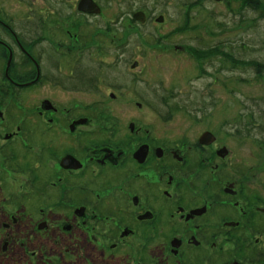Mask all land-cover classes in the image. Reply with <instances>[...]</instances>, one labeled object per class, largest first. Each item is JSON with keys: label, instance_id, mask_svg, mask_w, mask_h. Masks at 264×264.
Returning <instances> with one entry per match:
<instances>
[{"label": "rangeland", "instance_id": "obj_1", "mask_svg": "<svg viewBox=\"0 0 264 264\" xmlns=\"http://www.w3.org/2000/svg\"><path fill=\"white\" fill-rule=\"evenodd\" d=\"M96 1L102 13L85 17L75 13L74 3L62 0H0V20L14 29L19 40L39 43L33 52L27 50L36 59L44 55L48 73L39 85L20 95L0 94V200L42 198L36 184L41 173H49L52 159H45L46 167L38 170L39 175L33 172L34 176H30L24 171L25 163L39 164L33 158L23 159V152L29 155L43 150L58 139L56 134L47 135L48 124L43 121L65 118V109L74 116L110 120V125L118 129V142L127 134V124L134 121L144 130L150 129L161 146H166L161 141H170L188 157L189 152L199 150L194 146L200 137L211 132L215 140L206 148V154H192L198 157L197 165L203 159L215 161L219 171L235 178L238 191L243 185L264 188V180H258L264 177V147L254 141H239L227 125L240 121L237 118L243 110H252L259 118L263 115L264 1L256 11L250 8L253 0ZM47 8L52 12L48 22L40 19ZM57 9L63 11V20L54 14ZM138 10L150 16L149 24L131 20ZM159 16L164 17L163 23L156 22ZM36 22L41 27L35 32L32 27ZM0 38L14 40L9 43L16 49L14 62L19 70L23 53L17 42L2 26ZM7 59L8 51L0 47V88L10 86L1 77ZM135 62L138 67L132 69ZM33 68L28 65L22 71ZM82 71L87 78L92 76L91 83L83 85L75 78L76 72ZM67 78H74L68 82L82 87L75 90L66 84L63 88L59 84ZM44 100H50L62 115H38ZM23 120L26 121L22 123ZM18 126L23 131L5 143V136L15 134ZM95 128L99 130L97 140L106 139L107 126L96 124ZM144 130L143 136L148 135ZM5 144H10L8 149L16 153L10 165L5 159ZM224 146L229 152L224 158L226 164L221 166L223 161L218 157L210 159V154ZM210 166L218 169L214 162ZM196 169V162H192L189 172L193 183ZM204 181L210 186L215 182L200 177L195 189L202 184L204 188ZM231 181L222 180L224 186ZM246 195V202L260 196L252 192ZM50 198H56L55 191L50 192Z\"/></svg>", "mask_w": 264, "mask_h": 264}, {"label": "flooded vegetation", "instance_id": "obj_2", "mask_svg": "<svg viewBox=\"0 0 264 264\" xmlns=\"http://www.w3.org/2000/svg\"><path fill=\"white\" fill-rule=\"evenodd\" d=\"M62 2L74 3L75 13L85 17L100 15L103 10L96 0L100 14L79 11L80 0ZM138 12L132 14V20ZM41 13L40 19L48 22L52 12ZM54 14L63 20L61 9ZM149 17L145 13L141 17L144 23L134 22L147 25ZM156 22L163 23L164 17L159 16ZM0 26L13 36L23 53L18 70L14 62L16 49L9 43L12 39L0 38V47L8 51L1 77L10 83L0 88V94L20 95L48 75L44 55L36 59L27 48L33 52L39 43L19 40L14 29L1 20ZM28 65L34 68L22 71ZM137 67L135 62L132 69ZM86 76L85 71L75 74L83 85L92 82V76ZM70 79L74 78L59 85L75 90L82 87L68 82ZM58 111L50 100H44L38 115H62ZM64 112L65 118L43 121L48 124L47 135L56 134L58 139L43 150L29 155L23 152V159L33 158L39 164L25 163L24 171L30 176L33 172L39 175L38 170L46 167L45 159H52V171L41 173L36 184L42 198L0 200V264H264V188L243 185L238 191L235 178L219 171L215 161L203 159L197 165L198 157L192 154H206L214 141L201 145L199 139L194 146L197 152H189L188 157L183 151L181 156L178 145L161 141L166 143L161 146L150 129L144 130L134 121L127 124V134L118 142V129L110 125V120L74 116L69 109ZM96 124L107 126L106 139L97 140ZM21 130L18 126L15 134L6 135L5 143L12 142ZM62 145V150L56 149ZM10 146L3 147L9 165L16 155L8 149ZM221 149L212 151L210 159L218 157L224 166L229 151ZM192 162L197 167L194 183L189 172ZM200 177L215 182L210 186L204 181V188L202 184L195 189ZM225 179L232 181L224 186ZM258 180L261 183L264 177ZM51 191L56 192V198H50ZM250 192L260 196L244 201Z\"/></svg>", "mask_w": 264, "mask_h": 264}, {"label": "trees", "instance_id": "obj_3", "mask_svg": "<svg viewBox=\"0 0 264 264\" xmlns=\"http://www.w3.org/2000/svg\"><path fill=\"white\" fill-rule=\"evenodd\" d=\"M262 1L264 0H253V2L251 3H254V4H251L250 8L255 11L258 10ZM39 26L41 27V24H38V22H36L35 26H33L32 29H34L36 32L37 28H40ZM35 32H33V34ZM38 34H41V33H38ZM22 41L25 42L24 40ZM24 80H27V79H24ZM246 111L247 112L243 110L239 114L237 118V120L240 119V121L238 120L239 123L234 120V122H228L227 125L229 126L231 130H233L232 134L237 136V138H239V141L241 142L247 141V140H249L250 142L254 141V142H257L260 145V147L263 148L264 147V109H263V115L260 114V118L256 116V114L252 110L251 111L246 110ZM167 118L169 119V116ZM246 119H248L250 122H245Z\"/></svg>", "mask_w": 264, "mask_h": 264}, {"label": "water", "instance_id": "obj_4", "mask_svg": "<svg viewBox=\"0 0 264 264\" xmlns=\"http://www.w3.org/2000/svg\"><path fill=\"white\" fill-rule=\"evenodd\" d=\"M215 1H223V0H215ZM79 11L84 12V13H95V14H100L101 13V8L100 6L94 2V0H80L79 2ZM144 16L143 12H138L133 15L134 20L140 21V22H145V19H142L141 17ZM46 104H49V101H46ZM215 138L213 137V134L211 132H205L202 137L200 138L199 143L202 144H210L212 141H214ZM221 151L225 152V149H222Z\"/></svg>", "mask_w": 264, "mask_h": 264}]
</instances>
